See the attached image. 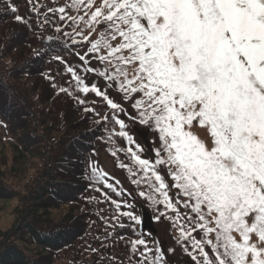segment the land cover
Listing matches in <instances>:
<instances>
[{
    "label": "snow or ice",
    "instance_id": "obj_1",
    "mask_svg": "<svg viewBox=\"0 0 264 264\" xmlns=\"http://www.w3.org/2000/svg\"><path fill=\"white\" fill-rule=\"evenodd\" d=\"M23 3L0 0V14L39 33L42 75L94 119L121 170L98 152L85 161L100 248L125 239L119 228L127 264L178 251L185 264H264V0ZM0 135L12 140L4 120ZM146 205L170 222L167 243L137 233Z\"/></svg>",
    "mask_w": 264,
    "mask_h": 264
},
{
    "label": "trees",
    "instance_id": "obj_2",
    "mask_svg": "<svg viewBox=\"0 0 264 264\" xmlns=\"http://www.w3.org/2000/svg\"><path fill=\"white\" fill-rule=\"evenodd\" d=\"M18 3L23 14V0ZM38 36L0 14V120L11 129L12 163L18 164L8 170L0 167V200L18 199L21 205L13 212L0 207L6 216L0 214V264H127L131 233L117 228L114 231L125 239L117 237L100 248L93 236L103 228L92 221L102 206H87L84 201L89 195L85 161L97 152L110 154V148L100 139L102 132L91 116L78 111L73 101L54 94L42 75L49 71V58L34 55V50L47 48H40ZM2 141L0 135V145ZM27 157L32 160L29 166L25 165ZM38 165L36 174L28 176ZM17 170L19 177L7 179L9 172L14 175ZM146 207L158 224L168 222L171 232L170 222L156 219V213ZM137 215L142 216L139 209ZM87 243L100 251H85Z\"/></svg>",
    "mask_w": 264,
    "mask_h": 264
},
{
    "label": "rangeland",
    "instance_id": "obj_3",
    "mask_svg": "<svg viewBox=\"0 0 264 264\" xmlns=\"http://www.w3.org/2000/svg\"><path fill=\"white\" fill-rule=\"evenodd\" d=\"M140 131H141V133L144 132L143 129H141ZM2 142H3V144L1 143V145H0V167L2 169L8 170L9 169L8 167H11L13 164L12 163L13 162L12 157L14 156V154H13L14 149L11 146V144L9 143V141L7 143H5L4 141H2ZM3 158H5V159H3ZM98 159L100 160L102 167L105 168L107 171H109L110 173L115 174L117 176H121L120 169H118L114 166V164H113L114 160H113V157L110 158V154H108L105 151H101ZM21 161H22V159H21ZM30 164H32V160L30 157H27V159L25 160V165L29 166ZM13 165L15 168L18 167V164H17V166H15V164H13ZM38 169H39V165H38V167H34V169L30 170L27 173V175L28 176L35 175L36 171ZM20 175H21L20 172L15 173L14 175L11 172H9L7 179L13 180V179L19 177ZM121 178H122V176H121ZM26 180L24 179V182ZM4 206L6 207L7 212H13L16 209H18L21 205H20L18 199H15L12 201H5L4 199H3V201L0 200V207H4ZM145 208H146V210L143 213H141V211H140L142 217L144 218L145 216L146 217L148 216L147 218H149L150 220L151 219L153 220V227L156 230V232H158L156 235L157 239H160V240L164 241L165 243H167L168 239H169V234H170V228L168 227V222L165 221L162 224H158L157 221L153 219V215L151 214V211H149V209L146 206H145ZM0 214H1V216L6 217L4 215V213L0 212ZM171 259L174 261V264H185V262L188 261L189 258L187 256L183 255L182 253H179V251H178L176 255L171 257Z\"/></svg>",
    "mask_w": 264,
    "mask_h": 264
},
{
    "label": "water",
    "instance_id": "obj_4",
    "mask_svg": "<svg viewBox=\"0 0 264 264\" xmlns=\"http://www.w3.org/2000/svg\"><path fill=\"white\" fill-rule=\"evenodd\" d=\"M143 230L146 229H152L151 222L149 219L145 218L144 219V224L142 225Z\"/></svg>",
    "mask_w": 264,
    "mask_h": 264
}]
</instances>
